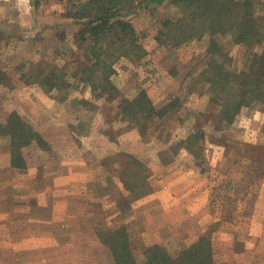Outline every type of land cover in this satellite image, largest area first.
<instances>
[{
  "label": "rangeland",
  "instance_id": "rangeland-1",
  "mask_svg": "<svg viewBox=\"0 0 264 264\" xmlns=\"http://www.w3.org/2000/svg\"><path fill=\"white\" fill-rule=\"evenodd\" d=\"M76 1H7L13 19L29 21L31 33L0 29V122L16 111L37 136L17 148L14 165L12 137L0 133V264H115L99 233L111 238L108 231L117 228L127 234L139 262L149 245L160 244L176 255L203 238L209 240L212 264H264V203L247 201L255 191L264 193V170L255 173L264 168L259 160L264 156V102L242 108L230 125L216 126V102L202 79L208 36L179 44L156 39L162 20L175 9L169 1L122 16L134 27L143 54L115 58L110 75L115 87L100 82L106 93L98 95L91 83L79 80L81 65L89 63L86 41L75 49L66 40L82 27L63 15ZM253 8L264 24V0H254ZM216 37L231 57L226 66L240 68V45H231V34ZM258 47L264 48V42ZM54 64L63 77L52 87L48 74ZM140 89L156 110H165L148 121L143 134L140 126L119 116V104ZM174 100L172 110L165 107ZM195 128L204 133L200 164L184 147H176ZM237 142L248 155L237 152ZM218 149L225 153L216 159L212 150ZM71 153L93 157L84 175L91 180L66 201L76 217L50 222V198L35 195L66 171L61 155ZM157 160L164 165L155 170ZM158 180L155 197L147 198ZM133 185H145L147 191L134 195ZM29 198L30 211L23 207ZM36 201L46 204L41 208Z\"/></svg>",
  "mask_w": 264,
  "mask_h": 264
},
{
  "label": "trees",
  "instance_id": "trees-1",
  "mask_svg": "<svg viewBox=\"0 0 264 264\" xmlns=\"http://www.w3.org/2000/svg\"><path fill=\"white\" fill-rule=\"evenodd\" d=\"M163 1H169L175 9L162 20L159 36L156 37L158 41L179 44L208 36L209 43L205 48L208 61L202 68V79L206 82L204 84L207 90L211 92L210 99L216 102L213 114L216 126L222 129L234 121L242 108L264 102V48L258 47L264 42V24L254 15V0H77L72 7L66 8L63 15L71 18L74 23L82 24L75 36L66 38L75 49L79 41H86L87 44L85 50L89 63L81 65L80 82L91 83L96 87L98 95L106 93V86L100 82L114 86L110 75L114 71L112 63L115 58L130 54L141 57L143 54L134 27L129 21L123 20L122 16ZM227 34L232 35L231 45L237 44L241 47V66L235 70L226 66V61H232L231 57L228 56L225 42L216 37ZM134 49L138 51H129ZM48 76L49 86L53 87L63 77V73L54 64L49 69ZM177 103L174 100L165 107L172 110ZM156 109L147 93L140 89L132 98H126L119 104V116L137 128L140 126L138 129L143 134L148 121L163 116L165 110ZM196 128L186 138L181 139L176 147H184L193 156L194 163L200 164L204 152V133ZM0 133L10 134L12 137L10 144L13 149H10V153L14 158V165L18 163L15 158L17 148L27 145L37 136L16 111H11L5 121L0 122ZM239 143L237 142L238 147L234 144L237 152L241 149ZM249 152L246 148L239 154L248 155ZM176 154L177 151H174V155ZM259 160L264 163V156ZM21 162L20 165H24V161ZM130 189L134 195L147 191L145 185L138 188L139 190L134 185ZM108 232L111 238L104 237L101 233L99 238L111 250L115 264H212L208 239L202 238L176 255H171L160 244H152L144 250V260L139 262L123 229H111Z\"/></svg>",
  "mask_w": 264,
  "mask_h": 264
},
{
  "label": "crops",
  "instance_id": "crops-1",
  "mask_svg": "<svg viewBox=\"0 0 264 264\" xmlns=\"http://www.w3.org/2000/svg\"><path fill=\"white\" fill-rule=\"evenodd\" d=\"M8 0H4V5L6 4L5 7L0 6V29L6 33V34H14L17 31L21 32V36L29 35L31 33L30 30V25H28L30 22H18L16 23V20L13 19L12 15L9 13V8H8ZM14 7H12V10ZM3 23L5 24V27H3ZM17 27V28H16ZM16 28V29H15ZM26 30V31H25ZM18 32V33H19ZM82 152L81 150H78L77 153ZM212 157H215L216 159L222 158L223 153H225L224 149H218V150H212ZM76 153V154H77ZM89 154V153H88ZM62 158L60 159V163L64 164L65 163V168L66 171L64 173H57L55 176L52 178L54 180L52 183L46 185L44 189L40 188L39 191L35 195V199H38V197L42 196H47L50 198V204L47 206H50L51 209V216L49 221H56V220H62L65 217L67 218H74L76 217V212L73 211L71 205L67 203L66 201L72 200L73 197H77L82 190H80L79 185H86L89 179V177H84L85 173H87V161H91L90 159L93 157H81V155H75L73 156L72 153L71 155H61ZM98 158L95 159L93 162H98ZM101 162V160H100ZM172 165V170L177 171L178 167L177 165H174L173 162H170ZM164 164L160 163V161H156V164H153V168L156 170L157 168H162ZM99 167V166H98ZM102 168V167H101ZM100 168V169H101ZM256 168V167H255ZM81 169H84L83 171H80ZM180 170V169H179ZM184 174L190 175L191 170L189 168H184ZM264 168L261 169H256V174L263 173L262 171ZM173 182L177 181L178 179H171ZM87 181V182H85ZM152 185V191L150 194H148L147 198L153 199L155 197V193L158 192V187L161 186V180L154 181L151 183ZM258 198L261 199V201L264 203V193L261 191H255L254 193H251L248 198V204L249 202L252 201L254 203V199ZM148 200V199H147ZM136 202V201H135ZM173 202H179L176 197L173 198ZM32 201H30V198L23 203V207L27 208L28 211L31 210L32 206ZM37 206L41 207L45 205L46 203H43L41 201H36ZM133 206V204H132ZM42 208V207H41ZM69 211V212H68ZM77 222V221H76ZM64 223V222H63ZM89 227V226H88ZM91 228V226H90ZM93 229V226H92ZM252 229V228H251ZM93 231V230H90Z\"/></svg>",
  "mask_w": 264,
  "mask_h": 264
}]
</instances>
